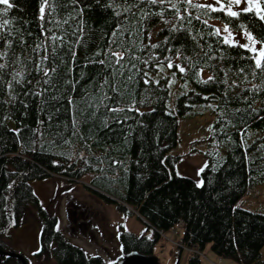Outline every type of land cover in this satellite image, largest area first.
Masks as SVG:
<instances>
[{
	"label": "trees",
	"instance_id": "1",
	"mask_svg": "<svg viewBox=\"0 0 264 264\" xmlns=\"http://www.w3.org/2000/svg\"><path fill=\"white\" fill-rule=\"evenodd\" d=\"M219 2L47 0L43 20L41 0H9L6 13L0 4V24L8 21L0 27V234L33 204L43 219L39 250L57 264L154 253L175 224L179 251L197 247L188 264H201L207 243L219 257L264 264V213L239 203L264 179V71L255 67L264 55L211 22L264 41V0L233 10L237 17L228 15L231 0ZM185 82L192 87L178 92ZM193 103L213 114L200 181L175 173L169 153ZM85 175L91 192L146 224L141 233L119 225L121 253L109 262L69 241L29 182L58 176L68 185Z\"/></svg>",
	"mask_w": 264,
	"mask_h": 264
},
{
	"label": "rangeland",
	"instance_id": "2",
	"mask_svg": "<svg viewBox=\"0 0 264 264\" xmlns=\"http://www.w3.org/2000/svg\"><path fill=\"white\" fill-rule=\"evenodd\" d=\"M254 1L252 6L256 5ZM206 2L213 6L221 5L217 0H206ZM247 6L242 0L239 5L233 3L231 11ZM211 22L216 29L221 30L224 39L246 45L255 52L256 57L261 55L260 51L253 49H261L264 45L248 31H236L228 26V32H224L225 23L217 19ZM249 34L252 39H249ZM158 73L161 74L163 71L160 70ZM171 81L172 79L169 80ZM190 87L191 84L185 82L178 92ZM212 122L213 114L206 109V105L199 103H193L189 113L179 118L177 141L169 150L171 155L177 156L173 165L175 173L190 176L197 181L201 180L200 170L206 160L204 153L210 146ZM88 178L89 175H85L68 185L58 176L32 178L29 182L40 206L49 213L56 214V225L63 235L79 245L87 254H99L104 261L109 262L121 253L118 239L119 225L123 224L134 233H141L146 229V224L135 214L118 210L115 205L105 202L91 192L86 187ZM239 203L245 208L264 213V179L250 185L239 199ZM42 225L43 219L36 206L30 204L23 210L19 222L9 227L8 235L0 234V240L4 241L7 250L21 252L26 259H46L47 264H56L51 255H37ZM182 231V226L175 224L173 228L160 232V238L153 248L160 262L188 264L189 251L186 246H182L179 251L178 245L175 244L179 242ZM261 257L264 258V245L261 247ZM200 259L201 264H240L231 258L219 257L211 250L209 243L202 249ZM8 264H15L14 259L9 260Z\"/></svg>",
	"mask_w": 264,
	"mask_h": 264
},
{
	"label": "snow or ice",
	"instance_id": "3",
	"mask_svg": "<svg viewBox=\"0 0 264 264\" xmlns=\"http://www.w3.org/2000/svg\"><path fill=\"white\" fill-rule=\"evenodd\" d=\"M97 2H99V0H97ZM145 2L149 3V4H157V3H160V4H163L166 2V0H145ZM167 2H171V0H167ZM185 3H189L191 4V0H184ZM217 2H219V0H217ZM242 2V0H231V3L229 4V7H228V15L229 16H232V17H237L240 15V13L238 12H234V11H231V4L232 3H235L237 5H239L240 3ZM244 2L248 5L247 7H245L244 9H242L241 11L242 12H251L253 11V8H252V5H253V0H244ZM0 4H3V5H7V8L3 9L2 11L3 12H7L8 8H11L12 5L9 3V0H0ZM47 4V0H41V7L39 9V12H40V18L43 20L44 19V12H45V5ZM195 7H199V5H194ZM172 7L173 8H176V5L175 4H172ZM256 8L259 9V4L258 2L256 3ZM212 10H215V9H212ZM179 12V9H177V13ZM156 15H163V13H156ZM260 20L264 21V15H260L259 16ZM181 19H183V17H181ZM8 23L7 20H5L3 22V24H0V27H3L4 25H6ZM165 23H170L169 21H165ZM206 23V21H205ZM243 27V26H241ZM179 29L173 27L171 29V31L175 32V31H178ZM220 29H216V33L219 34L220 33ZM224 32H228V26L225 25L224 29H223ZM229 35H231L229 33ZM55 39V37L53 38ZM249 39H252L251 35L249 34ZM167 43V40L165 41ZM227 42V41H225ZM255 42V41H253ZM260 43L262 45H264V41H260ZM153 47H156V45H153ZM241 47H246V45H241ZM254 51H260L262 55H264V47H262L261 49H253ZM169 68H172L173 67V64L171 61H169L168 65H167ZM176 67L178 68V70L180 72H184L185 69L183 67H181L180 65H176ZM255 67L258 68V69H261L262 71H264V67H262L261 65V62L259 60H256V63H255ZM0 68H3V65H0ZM19 75V74H18ZM44 75L47 76L48 75V71H44ZM212 77H209V80H211ZM37 95H40L39 93H37Z\"/></svg>",
	"mask_w": 264,
	"mask_h": 264
},
{
	"label": "water",
	"instance_id": "4",
	"mask_svg": "<svg viewBox=\"0 0 264 264\" xmlns=\"http://www.w3.org/2000/svg\"><path fill=\"white\" fill-rule=\"evenodd\" d=\"M2 256L15 257L20 261V264H26L25 256L21 252L9 251L0 246V258ZM115 264H165L159 261L154 253H143L138 250H130L124 252L116 261Z\"/></svg>",
	"mask_w": 264,
	"mask_h": 264
},
{
	"label": "flooded vegetation",
	"instance_id": "5",
	"mask_svg": "<svg viewBox=\"0 0 264 264\" xmlns=\"http://www.w3.org/2000/svg\"><path fill=\"white\" fill-rule=\"evenodd\" d=\"M2 248H4V247H2ZM39 248H40V241H39ZM5 249H7V248H5ZM37 255L38 256H40V255H44L45 256V253H41L40 252V250H38V253H37ZM46 255H49V254H46ZM13 258H15V257H13ZM16 259V261H15V264H20V261L17 259V258H15ZM9 260H10V258L9 257H6V256H2L1 258H0V264H8V262H9ZM25 260H26V264H47V261H46V259L44 260H41V259H36V260H33L32 258L29 260V259H26L25 258ZM57 264V263H56Z\"/></svg>",
	"mask_w": 264,
	"mask_h": 264
},
{
	"label": "built area",
	"instance_id": "6",
	"mask_svg": "<svg viewBox=\"0 0 264 264\" xmlns=\"http://www.w3.org/2000/svg\"><path fill=\"white\" fill-rule=\"evenodd\" d=\"M179 241V240H178ZM176 245H180V241L179 242H175ZM186 249L189 251V252H196L197 251V247L196 246H191L189 248L186 247Z\"/></svg>",
	"mask_w": 264,
	"mask_h": 264
},
{
	"label": "bare ground",
	"instance_id": "7",
	"mask_svg": "<svg viewBox=\"0 0 264 264\" xmlns=\"http://www.w3.org/2000/svg\"><path fill=\"white\" fill-rule=\"evenodd\" d=\"M75 244V243H74Z\"/></svg>",
	"mask_w": 264,
	"mask_h": 264
}]
</instances>
